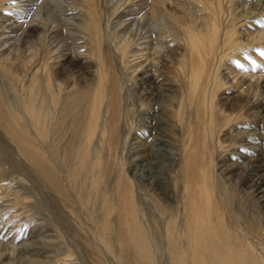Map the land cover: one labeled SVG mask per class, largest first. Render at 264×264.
<instances>
[{"label":"bare ground","instance_id":"bare-ground-1","mask_svg":"<svg viewBox=\"0 0 264 264\" xmlns=\"http://www.w3.org/2000/svg\"><path fill=\"white\" fill-rule=\"evenodd\" d=\"M0 5V264H264V0Z\"/></svg>","mask_w":264,"mask_h":264},{"label":"rangeland","instance_id":"rangeland-1","mask_svg":"<svg viewBox=\"0 0 264 264\" xmlns=\"http://www.w3.org/2000/svg\"><path fill=\"white\" fill-rule=\"evenodd\" d=\"M69 1H70L71 3H73V2H76L77 0H69ZM79 3H80V2H78V3L76 4V7H81ZM1 11H3V9L1 8V5H0V14H3L4 11H3V12H1ZM258 28H259L258 25H256V26L253 27L252 30L254 31V30H257ZM6 53L8 54V52H6ZM7 54H6V55H7Z\"/></svg>","mask_w":264,"mask_h":264},{"label":"snow or ice","instance_id":"snow-or-ice-1","mask_svg":"<svg viewBox=\"0 0 264 264\" xmlns=\"http://www.w3.org/2000/svg\"><path fill=\"white\" fill-rule=\"evenodd\" d=\"M12 2L14 3L15 0H12ZM261 25L264 26V22H261ZM261 55H264V51L261 52ZM254 63V62H253ZM237 66L238 67H243L242 65H240L238 62H237Z\"/></svg>","mask_w":264,"mask_h":264}]
</instances>
